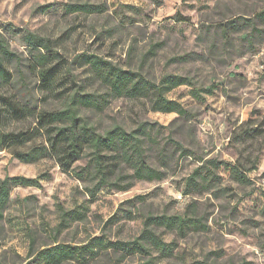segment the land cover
Masks as SVG:
<instances>
[{
  "label": "clouds",
  "instance_id": "clouds-1",
  "mask_svg": "<svg viewBox=\"0 0 264 264\" xmlns=\"http://www.w3.org/2000/svg\"><path fill=\"white\" fill-rule=\"evenodd\" d=\"M0 264H264V0H0Z\"/></svg>",
  "mask_w": 264,
  "mask_h": 264
}]
</instances>
